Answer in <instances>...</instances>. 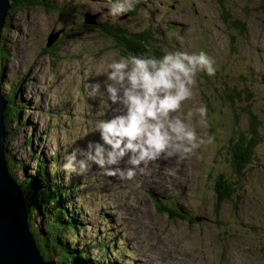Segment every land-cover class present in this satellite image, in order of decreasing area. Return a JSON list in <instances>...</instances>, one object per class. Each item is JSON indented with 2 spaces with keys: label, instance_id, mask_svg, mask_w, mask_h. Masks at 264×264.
Wrapping results in <instances>:
<instances>
[{
  "label": "rangeland",
  "instance_id": "rangeland-1",
  "mask_svg": "<svg viewBox=\"0 0 264 264\" xmlns=\"http://www.w3.org/2000/svg\"><path fill=\"white\" fill-rule=\"evenodd\" d=\"M41 1L14 8L0 31V95L14 92L17 102L26 103L6 142L18 180L34 175L36 155L45 159L54 185L73 189L67 203L81 212L80 227L70 238L93 243L91 257L106 254L105 246H95L101 240L113 243L109 256L117 253L125 264H264V142L255 144L239 177L227 154L235 121L240 131L250 124L243 107L256 117L264 139V0H137L135 14L115 18L108 13L109 0ZM87 13L96 19L95 27L84 22ZM111 24L127 32L148 29L158 39L154 47L160 55L179 49L213 58L215 75L199 73L193 96L171 113L183 116L206 105V124L196 114L188 122L211 141L183 157L147 161L131 179L94 164L83 174L66 175L60 169L66 153L98 140L92 126L117 107L103 90L106 64L125 56L99 30ZM60 28L61 42L47 47L49 33ZM148 54L158 57L152 50ZM93 81L101 88L90 95ZM225 92L240 100L230 105ZM242 135L252 137L247 131ZM219 173L233 188L216 205ZM156 199H171L176 212L194 220L157 209Z\"/></svg>",
  "mask_w": 264,
  "mask_h": 264
},
{
  "label": "clouds",
  "instance_id": "clouds-1",
  "mask_svg": "<svg viewBox=\"0 0 264 264\" xmlns=\"http://www.w3.org/2000/svg\"><path fill=\"white\" fill-rule=\"evenodd\" d=\"M137 0H109L108 13L119 17L131 12ZM213 58L205 51L172 49L160 56L129 53L112 58L104 68L103 90L117 107L107 119L92 126L98 140L87 141L64 156L60 169L71 175L85 173L91 165L109 175L131 179L135 170L162 155L185 156L206 142L188 122L193 114L206 124L207 106L199 105L183 116L171 115L194 94L198 74L216 73ZM91 82L90 95L100 91ZM121 162L124 169H121Z\"/></svg>",
  "mask_w": 264,
  "mask_h": 264
},
{
  "label": "trees",
  "instance_id": "trees-1",
  "mask_svg": "<svg viewBox=\"0 0 264 264\" xmlns=\"http://www.w3.org/2000/svg\"><path fill=\"white\" fill-rule=\"evenodd\" d=\"M36 4L43 5L41 0H11V8L8 10L7 16L10 15L14 8L21 9L28 5ZM133 11L129 12V14H135ZM235 23H237L241 29H244L243 22L237 21ZM5 25L6 21L4 26ZM95 26L96 25L93 27ZM100 27L101 29H98L105 36L111 38L114 45L118 47L125 56L129 53L149 55V50H152L153 53L158 54V56L160 55V51L154 47V44L158 39H156L148 29L127 32L125 28L120 27L118 24L101 25ZM60 29H62L63 33L64 28ZM125 33H128L129 36H125ZM58 42H61L59 38L52 47L55 46L56 43L58 44ZM2 55H4V53H2L0 49V56ZM225 93L223 94V97L227 98L230 105L234 104L235 101L240 100L237 93ZM3 95L7 100V105L5 106L4 111V124L7 134L4 143L6 151V142L14 135L16 131H14V129H16L15 127L20 124L17 122L19 112L26 103L20 101L17 102L14 92L12 94L5 93ZM241 109H246L244 113L251 118L250 124L246 130L240 131L237 128L238 121L236 120L234 123L236 130H234L233 134H231L230 138L227 140V154L230 156V159L232 158L229 164L232 172L237 177L241 176L240 169L251 162L255 144L262 140L259 138V133L256 130V117L250 113L249 108L243 107ZM236 119H238L237 114ZM14 122H17L15 126ZM245 131L250 133L252 137L246 135L243 136L242 134H245ZM30 137L32 138V136ZM30 137L27 139V144H29L31 140ZM38 158V155H36V169L34 168V175L29 177L24 176L21 180H18V175L11 170L14 160L6 154L9 172L13 178L17 180L23 191L29 226L34 234L43 258L53 261L55 264H125L119 254L112 253L113 257L109 256L111 255L113 243L110 245V243L98 240L97 244L94 245L97 246L98 249L105 246V249L107 250L106 254L103 256L96 255L91 257L89 248H91L90 245L93 243L90 244L89 242L84 241L80 244L78 242L80 240L79 236H76L77 239L75 240L70 238L71 235H76V232L80 227L79 216L81 212L80 209L74 208L67 203V198L72 194L73 189L70 186L63 189L57 188L54 185L55 180L51 179L46 172L45 159L42 158L41 161V159ZM214 187L215 192L218 194V198L215 200L216 205L226 199L225 195H228L229 197L231 195L229 191L233 188L229 178L224 176L223 173H219L215 176ZM155 204L157 209L165 210L168 214L174 212L178 218L186 219L188 221L194 220V218L189 219L185 216H181L182 214L179 212L176 213L171 199L168 203L156 199Z\"/></svg>",
  "mask_w": 264,
  "mask_h": 264
},
{
  "label": "water",
  "instance_id": "water-1",
  "mask_svg": "<svg viewBox=\"0 0 264 264\" xmlns=\"http://www.w3.org/2000/svg\"><path fill=\"white\" fill-rule=\"evenodd\" d=\"M10 8L11 0H0V31ZM87 15L84 22L96 25L94 16ZM61 32L62 29L52 30L46 46H52ZM6 105L7 100L0 95V264H55L41 254L29 226L23 191L8 169L4 144L7 135L4 124Z\"/></svg>",
  "mask_w": 264,
  "mask_h": 264
},
{
  "label": "bare ground",
  "instance_id": "bare-ground-1",
  "mask_svg": "<svg viewBox=\"0 0 264 264\" xmlns=\"http://www.w3.org/2000/svg\"><path fill=\"white\" fill-rule=\"evenodd\" d=\"M122 164H123V163H122ZM138 169H139V168H138ZM138 169H137V170H138ZM100 173H101V172H100ZM143 173H144V172H143ZM153 173H154V172H153ZM154 174H155V173H154ZM174 175H175V174H174ZM113 176H114V175H113ZM136 176H137V175H136ZM143 176H144V175H143ZM145 176H146V175H145ZM147 176H149V174H148ZM171 176H172V175H171ZM176 177H177V176H176ZM182 178H183V177H182ZM166 179H167V178H166ZM166 179H165V180H166ZM174 179H175V178H174ZM174 179H173V180H174ZM142 180H143V179H142ZM147 180H148V179H147ZM169 180H170V179H169ZM171 180H172V179H171ZM150 181H151V180H150ZM166 181H167V180H166ZM153 182H154V181H153ZM163 182H164V181H163ZM170 182H171V181H170ZM170 182H169V183H170ZM176 182L178 183V181H176ZM154 183H155V182H154ZM158 184H159V183H158ZM175 184H176V183H175ZM150 185H151V184H150ZM153 185H154V184H153ZM147 186H148V185H147ZM164 186H165V185H164ZM167 188H168V187H167ZM112 189H113V188H112ZM157 189H158V188H157ZM164 190H166V189H164ZM123 193H124V192H123ZM126 196H127V195H126ZM126 196H125V197H126ZM126 201H127V200H126ZM123 202H124V201H123ZM125 203H126V202H125ZM123 204H124V203H123ZM176 213H177V212H176ZM163 252H164V251H163Z\"/></svg>",
  "mask_w": 264,
  "mask_h": 264
},
{
  "label": "flooded vegetation",
  "instance_id": "flooded-vegetation-1",
  "mask_svg": "<svg viewBox=\"0 0 264 264\" xmlns=\"http://www.w3.org/2000/svg\"><path fill=\"white\" fill-rule=\"evenodd\" d=\"M263 142H264V139L263 140H260L257 144H261ZM254 153H255V151H254V148H253V155H254ZM253 155H252V157H253Z\"/></svg>",
  "mask_w": 264,
  "mask_h": 264
}]
</instances>
